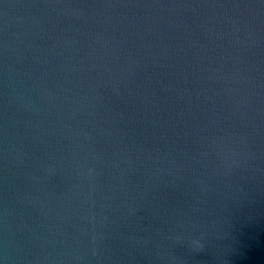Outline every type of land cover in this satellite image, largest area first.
Wrapping results in <instances>:
<instances>
[{
    "label": "water",
    "instance_id": "95a60500",
    "mask_svg": "<svg viewBox=\"0 0 264 264\" xmlns=\"http://www.w3.org/2000/svg\"><path fill=\"white\" fill-rule=\"evenodd\" d=\"M0 264H264V0H0Z\"/></svg>",
    "mask_w": 264,
    "mask_h": 264
}]
</instances>
